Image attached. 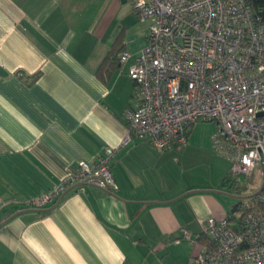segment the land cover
<instances>
[{"label": "crops", "instance_id": "crops-1", "mask_svg": "<svg viewBox=\"0 0 264 264\" xmlns=\"http://www.w3.org/2000/svg\"><path fill=\"white\" fill-rule=\"evenodd\" d=\"M148 24L132 0H0V264H190L201 222L229 213L215 183L174 186L169 153L119 146ZM114 44L130 58L99 72ZM107 146L114 190L86 183L42 207L19 202Z\"/></svg>", "mask_w": 264, "mask_h": 264}, {"label": "built area", "instance_id": "built-area-1", "mask_svg": "<svg viewBox=\"0 0 264 264\" xmlns=\"http://www.w3.org/2000/svg\"><path fill=\"white\" fill-rule=\"evenodd\" d=\"M132 7L149 24L147 43L128 69L136 90L119 146L146 141L161 152L182 148L190 124L212 120V148L229 160L231 177L260 168L262 182L264 21L247 0H132ZM130 56L123 50L118 60ZM115 151L105 147L94 165L79 161L50 189L19 202L42 207L80 182L114 190ZM250 198L239 215L201 222L206 244L190 264H264V189ZM8 202L0 198V208Z\"/></svg>", "mask_w": 264, "mask_h": 264}, {"label": "rangeland", "instance_id": "rangeland-1", "mask_svg": "<svg viewBox=\"0 0 264 264\" xmlns=\"http://www.w3.org/2000/svg\"><path fill=\"white\" fill-rule=\"evenodd\" d=\"M216 130L215 122L212 120H197L189 126L187 146L174 148L168 151L171 156V178L174 186L198 187L216 184L220 191L247 195L254 193L260 186V168H256L251 176L244 174L235 175L233 178L235 186L223 184L225 173L230 171V162L225 157L218 155L212 148L211 135ZM216 157V158H215ZM219 157V158H217ZM219 163L226 165L227 168L222 174L218 171ZM226 205L231 208L237 199L222 195ZM242 205H251V198L242 199ZM241 211H236L239 215Z\"/></svg>", "mask_w": 264, "mask_h": 264}, {"label": "trees", "instance_id": "trees-1", "mask_svg": "<svg viewBox=\"0 0 264 264\" xmlns=\"http://www.w3.org/2000/svg\"><path fill=\"white\" fill-rule=\"evenodd\" d=\"M248 4L250 5V7L252 8V10L257 13L258 16H260V18L262 19V21H264V0H247ZM117 44H114L110 50L108 51L107 55L104 57V59L102 60L98 71L101 72L103 69H105L104 67L107 65V63L112 62L113 60L116 59V55L119 54L121 51H123V48H118L116 47ZM111 65V64H110ZM39 76V72L35 73L34 75L27 77L30 78L29 81H32L34 79H36ZM191 125V124H190ZM189 125V126H190ZM189 126L187 128L186 134L188 136V131H189ZM223 184H230L235 186L237 189L239 188L238 185L234 184L233 182V178L230 175V171L228 172V174L224 177L223 179ZM246 207L242 205V202L238 205L236 211H242L243 209H245ZM235 211V212H236ZM235 212H231L229 211V213H231L232 216L235 215ZM201 243L206 244V236L204 234H200V237L198 239Z\"/></svg>", "mask_w": 264, "mask_h": 264}, {"label": "water", "instance_id": "water-1", "mask_svg": "<svg viewBox=\"0 0 264 264\" xmlns=\"http://www.w3.org/2000/svg\"><path fill=\"white\" fill-rule=\"evenodd\" d=\"M261 167L264 168V159L261 160ZM83 184H86V182H80V183H77L75 186H78V185H83ZM73 186V187H75ZM262 189H264V179H262V182L260 184V186L258 187V189L252 193V194H247V195H236V194H231V193H226V192H223V191H220V190H211L213 192H216V193H220L222 195H226V196H231L235 199H237L238 201L236 203H234V205H232L230 211L231 212H235L238 205L241 203L242 199H245V198H250L252 197L253 195H255L256 193L260 192ZM66 193V192H65ZM63 193L56 201H60V199L63 197V195L65 194ZM35 210H44V209H35Z\"/></svg>", "mask_w": 264, "mask_h": 264}, {"label": "flooded vegetation", "instance_id": "flooded-vegetation-1", "mask_svg": "<svg viewBox=\"0 0 264 264\" xmlns=\"http://www.w3.org/2000/svg\"><path fill=\"white\" fill-rule=\"evenodd\" d=\"M238 201V200H237Z\"/></svg>", "mask_w": 264, "mask_h": 264}]
</instances>
